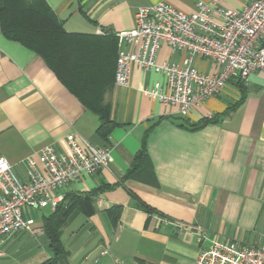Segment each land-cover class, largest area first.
Listing matches in <instances>:
<instances>
[{"label":"crops","instance_id":"obj_1","mask_svg":"<svg viewBox=\"0 0 264 264\" xmlns=\"http://www.w3.org/2000/svg\"><path fill=\"white\" fill-rule=\"evenodd\" d=\"M46 1L68 33L105 40L95 49L109 59L115 50L108 41L133 29L140 8L167 2L191 13L198 2H205L240 11L252 0ZM184 57L163 44L157 62L179 63ZM194 64L205 74L218 72L205 58L196 57ZM157 83L165 87L166 77L134 67L128 87H117L115 80L107 87L103 109L115 124L106 141L98 134L99 116L39 55L6 38L0 27V157L15 174L26 180L28 159L42 171L39 152L45 146L69 154V138L81 146L107 144L112 149L107 168L62 191L90 195L96 212L90 218L79 214L68 223L84 216L82 229L72 237L79 240L83 230L95 234L76 240L74 253L64 245L69 262L195 264L214 241L264 245V72H255L247 83L230 82L188 118L180 116L177 105L149 96ZM144 146L147 158L128 176ZM32 215L37 220L36 212ZM38 216L42 227L43 210ZM198 228L208 238L203 244L197 241ZM21 233L4 242L0 259L8 258L5 247ZM41 236L44 230L36 237ZM104 249L108 256H101ZM73 254H78L75 259ZM51 256L38 251L22 264H41Z\"/></svg>","mask_w":264,"mask_h":264},{"label":"built area","instance_id":"obj_2","mask_svg":"<svg viewBox=\"0 0 264 264\" xmlns=\"http://www.w3.org/2000/svg\"><path fill=\"white\" fill-rule=\"evenodd\" d=\"M116 38L115 85L128 87L134 67L162 74L166 77L165 87L155 84L149 96L165 105H177L180 116L188 118L194 108L221 95L230 82L247 83L255 72H264V0H252L240 11L198 2L191 13L161 2L137 10L133 29L118 33ZM163 44L184 54V59L158 63ZM126 46L133 47V51ZM196 57L213 62L218 72H201L194 64ZM69 144V154L58 153L51 145L43 147L39 152L42 171L33 159H28L26 180L20 179L9 161L0 157V257L4 256V242L13 235L24 231L43 234L33 212L56 210L65 200L64 189L96 175L112 161L109 145L81 146L73 138H69ZM196 235L198 243L208 241L200 228ZM108 255V249L102 250L101 256ZM114 264L121 263L115 260ZM195 264H264V245L214 241Z\"/></svg>","mask_w":264,"mask_h":264},{"label":"trees","instance_id":"obj_3","mask_svg":"<svg viewBox=\"0 0 264 264\" xmlns=\"http://www.w3.org/2000/svg\"><path fill=\"white\" fill-rule=\"evenodd\" d=\"M0 27L6 38L39 55L79 101L99 116L98 134L108 141L115 123L103 109V99L115 80L117 38L108 41L115 57H100L96 44L105 40L68 33L46 0H0ZM146 158L144 146L128 176H134ZM95 213L90 195L67 193L64 202L43 217L42 228L52 256L41 264H69V252L62 242L64 228L79 214L90 218Z\"/></svg>","mask_w":264,"mask_h":264},{"label":"rangeland","instance_id":"obj_4","mask_svg":"<svg viewBox=\"0 0 264 264\" xmlns=\"http://www.w3.org/2000/svg\"><path fill=\"white\" fill-rule=\"evenodd\" d=\"M41 213V212H40ZM35 216L38 221H41L42 217H39V212L36 213ZM51 214L50 209L43 210V215L48 216ZM85 217L80 216L78 219H76L73 223L68 225L63 230V236H62V242L66 246L68 250H70L72 253H74V249L76 247L78 239H75V237H72V232L75 230L80 231L82 229V225L85 223ZM86 228H88L86 226ZM80 238L78 241H81V239L85 237H95L94 233L88 234L87 231H81L79 233ZM31 235V234H30ZM27 233H21V235L17 238L16 242L12 245H7L5 247V251L7 252L6 255L8 258L6 259H0L1 264H22L25 259L31 258L34 254H36L38 251H45L47 254L51 255V250L49 247V242L45 236L36 237L38 235H31V237ZM16 235H13V237ZM83 250V248L81 249ZM78 255V254H76ZM76 255L73 254V258L75 259ZM69 262V261H68ZM71 264V261L69 262Z\"/></svg>","mask_w":264,"mask_h":264}]
</instances>
